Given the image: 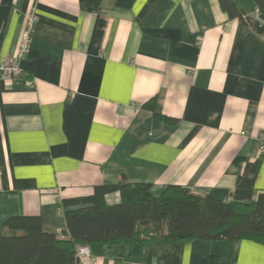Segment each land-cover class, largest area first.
<instances>
[{
	"label": "crops",
	"instance_id": "obj_1",
	"mask_svg": "<svg viewBox=\"0 0 264 264\" xmlns=\"http://www.w3.org/2000/svg\"><path fill=\"white\" fill-rule=\"evenodd\" d=\"M32 7L39 20L20 61L29 82L0 79V225L39 215L70 238L63 201L120 182L231 200L261 155L264 30L220 0H0V55H16ZM153 97L176 123L144 107ZM90 246L91 264H264V245L249 239Z\"/></svg>",
	"mask_w": 264,
	"mask_h": 264
},
{
	"label": "trees",
	"instance_id": "obj_2",
	"mask_svg": "<svg viewBox=\"0 0 264 264\" xmlns=\"http://www.w3.org/2000/svg\"><path fill=\"white\" fill-rule=\"evenodd\" d=\"M256 14L244 13L232 0H220L232 18H239L257 31L264 30V0H253ZM27 78H30L28 73ZM153 115L169 123L177 120L157 109V97L144 104ZM264 153L248 162L238 177L231 200L194 194L182 185H168L159 195L146 182L103 185L89 197L64 200L70 238L62 239L43 228L39 215L10 217L0 225V264H75L81 243L118 246L137 242L146 249L170 250L197 240L236 241L249 239L264 245V191L255 197L256 180ZM119 192L120 201L106 202L107 194Z\"/></svg>",
	"mask_w": 264,
	"mask_h": 264
},
{
	"label": "built area",
	"instance_id": "obj_3",
	"mask_svg": "<svg viewBox=\"0 0 264 264\" xmlns=\"http://www.w3.org/2000/svg\"><path fill=\"white\" fill-rule=\"evenodd\" d=\"M256 16L259 18L258 12ZM39 17L36 8L32 7L31 14L27 19V29L24 32L19 48L15 56L0 55V79L3 81H12L13 83H28V73L21 66V59L29 51L33 41L34 32ZM260 152L264 153V131L259 134ZM77 258L83 264H91L93 262L91 246L87 243H81L76 246Z\"/></svg>",
	"mask_w": 264,
	"mask_h": 264
},
{
	"label": "water",
	"instance_id": "obj_4",
	"mask_svg": "<svg viewBox=\"0 0 264 264\" xmlns=\"http://www.w3.org/2000/svg\"><path fill=\"white\" fill-rule=\"evenodd\" d=\"M257 20H258V22L263 23V21L260 18H258ZM77 263H80L79 259H77Z\"/></svg>",
	"mask_w": 264,
	"mask_h": 264
}]
</instances>
